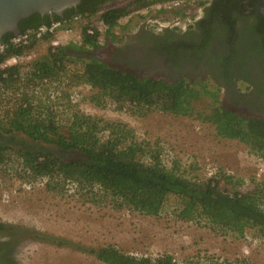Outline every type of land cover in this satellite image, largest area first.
<instances>
[{
	"label": "rangeland",
	"instance_id": "374dc122",
	"mask_svg": "<svg viewBox=\"0 0 264 264\" xmlns=\"http://www.w3.org/2000/svg\"><path fill=\"white\" fill-rule=\"evenodd\" d=\"M130 2L111 0L100 9L127 7ZM149 14L147 9L140 14L128 12L113 32L122 34L136 18H148ZM160 22L165 23L164 19ZM105 39L111 38L103 30L98 46ZM46 48L45 41L39 42L29 49L25 60L44 55ZM73 64L56 78L55 90L42 86L36 90L34 115L53 112L61 132L76 130L81 116L124 124L130 132L126 140L139 144L144 150L143 160L158 156L166 168L194 182L212 175L218 179L229 176L232 180L228 184L221 180L229 191H248L264 183V156L247 144L219 136L214 125L197 113L173 114L127 102L121 107L109 99L97 105L89 99L95 90L72 80L71 72L80 68ZM215 104L207 94L193 102L194 108L203 112ZM95 137L105 140L113 135L107 128L97 131ZM79 157L81 154L74 151L66 158ZM46 183L45 177L24 173L14 156L0 163V221L9 225L0 234V264H107L94 254L106 245L135 257L169 256L176 264H264V238L257 236L255 229L246 230L242 236L223 232L215 221L219 210L209 209L208 216L184 221L173 212L177 204L173 197L157 216H152L118 207L97 186L75 185L59 177Z\"/></svg>",
	"mask_w": 264,
	"mask_h": 264
},
{
	"label": "trees",
	"instance_id": "16d2710c",
	"mask_svg": "<svg viewBox=\"0 0 264 264\" xmlns=\"http://www.w3.org/2000/svg\"><path fill=\"white\" fill-rule=\"evenodd\" d=\"M86 1L89 0H80L79 4L67 9L70 12L68 16L54 14V19L46 23L23 26L20 33L29 35L26 46L11 44L10 39L14 34L5 33L1 43L7 47L0 56V61L7 55L32 49L41 39H48L50 34L36 36L40 27H49L64 19L70 20L76 15L85 19L96 15L97 20L105 25L106 35L114 38L113 28L117 20L127 14L126 7L115 6L100 11L101 6L111 0H91L90 6L82 7ZM88 26V21L80 25L82 30L79 44L59 46L54 52L48 49V53L33 59L29 71L23 70L21 76L17 66L7 69V76H3L0 70V96L2 88L16 84L20 77L25 78L26 83H30L33 77L51 81L58 78L69 65L78 63L80 68L71 72V78L74 82H83L95 90L89 99L97 105L109 99L121 107L127 102L137 108L146 107L173 114L197 113L203 121L214 125L219 136L238 139L264 156V120L243 118L218 105H211L205 112L197 111L193 102L202 93L192 83L177 81L168 84L149 77L141 79L134 73L87 56L90 48L98 46L100 35L98 29L93 34L86 33ZM14 73L16 77L13 76ZM157 84L158 87L155 86ZM203 94L214 98L211 90L205 89ZM22 98L28 101L27 93H23ZM54 116L49 111L45 116L34 115L30 104L26 107L19 105L0 118V130L5 134L21 131L34 140L53 144L66 151H77L81 157L64 160L54 148L47 147L14 148L1 141L0 137V163L14 156L20 161L22 171L31 177H45L48 184L59 177L75 185L97 186L118 207L127 206L146 215L157 216L170 197L177 203L173 212L180 220H196L208 216L209 209L219 210L220 214H216L215 221L223 232L242 236L246 230L255 229L257 236L264 238V183H258L248 191H229L221 185L222 179L225 184L231 182L232 178L229 176L218 179L212 175L194 182L175 169L166 168L158 156H153L150 161L143 160L144 150L139 144L126 140L130 132L124 124L101 123L98 119L81 116L76 130L61 132ZM107 128L113 137L105 140L95 137L97 131ZM8 228V224L0 221V234ZM94 254L107 264H176L169 256L156 259L135 257L122 253L111 245L97 248ZM224 264H238V261Z\"/></svg>",
	"mask_w": 264,
	"mask_h": 264
},
{
	"label": "flooded vegetation",
	"instance_id": "af4514ba",
	"mask_svg": "<svg viewBox=\"0 0 264 264\" xmlns=\"http://www.w3.org/2000/svg\"><path fill=\"white\" fill-rule=\"evenodd\" d=\"M159 3L163 6L156 7ZM67 9L59 16H68ZM143 9L150 17L136 18L129 30L105 39L87 55L141 79L190 82L200 97L205 89L211 90L215 105L243 118L264 120L263 0H131L126 7L127 13L140 14ZM54 14H30L12 33L51 21ZM0 137L14 148H54L64 160H71L66 157L74 152L21 131L0 130Z\"/></svg>",
	"mask_w": 264,
	"mask_h": 264
},
{
	"label": "built area",
	"instance_id": "2783aa9c",
	"mask_svg": "<svg viewBox=\"0 0 264 264\" xmlns=\"http://www.w3.org/2000/svg\"><path fill=\"white\" fill-rule=\"evenodd\" d=\"M163 6L161 3L157 4L156 7ZM100 11H102L100 9ZM99 11V12H100ZM97 16H92L89 19H85L80 17L79 15L74 16L70 20H61L52 23L49 27L42 26L36 33L37 37H41L44 34H50L48 39H41L37 42L45 41L47 44V48L44 53H48V49L51 52H54L57 47L63 46L64 44L76 43L79 44L81 41V27L80 25L86 23L88 21L89 25L86 28V33L93 34L95 29H98L100 35L98 37V44L100 43L99 39L101 37V33L105 31V25L100 21L97 20ZM120 19V18H119ZM117 20V23L119 22ZM95 21V23H94ZM78 29L74 30L73 26L78 25ZM77 27V26H76ZM61 33V34H60ZM72 33H76L73 35ZM114 33V32H113ZM60 34V35H59ZM115 34V33H114ZM73 35V37H71ZM10 43L15 46L27 45L29 43V35L28 33H19L18 35L12 37L10 39ZM36 44V45H37ZM7 47L6 44L0 43V56L3 54L5 48ZM28 49L23 50L20 54H10L7 55L0 61V70H2V75L7 76L6 70L12 66H17L19 69V75H22L23 70H28L30 67V63L33 60H25L28 56ZM16 77V73L13 74ZM25 79V78H24ZM22 77L19 78V81L16 84H12L9 86H5L2 88L1 96H0V118L3 117L5 114L9 113L15 107L22 105L26 107L30 104L33 108L36 107V90L39 87H52L55 90L57 87V80H47V79H37L35 77L32 78V81L25 82ZM23 93H27L28 101H24L22 98ZM44 115V114H42ZM238 264H242V262H238Z\"/></svg>",
	"mask_w": 264,
	"mask_h": 264
},
{
	"label": "water",
	"instance_id": "95a60500",
	"mask_svg": "<svg viewBox=\"0 0 264 264\" xmlns=\"http://www.w3.org/2000/svg\"><path fill=\"white\" fill-rule=\"evenodd\" d=\"M79 2L80 0H0V43L5 33H15L18 22L30 14L60 15L65 9L74 7Z\"/></svg>",
	"mask_w": 264,
	"mask_h": 264
}]
</instances>
